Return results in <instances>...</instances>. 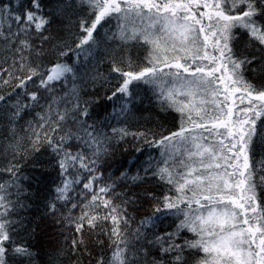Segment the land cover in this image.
I'll return each mask as SVG.
<instances>
[{
  "label": "snow or ice",
  "instance_id": "obj_1",
  "mask_svg": "<svg viewBox=\"0 0 264 264\" xmlns=\"http://www.w3.org/2000/svg\"><path fill=\"white\" fill-rule=\"evenodd\" d=\"M0 264H264V0H0Z\"/></svg>",
  "mask_w": 264,
  "mask_h": 264
},
{
  "label": "trees",
  "instance_id": "obj_2",
  "mask_svg": "<svg viewBox=\"0 0 264 264\" xmlns=\"http://www.w3.org/2000/svg\"><path fill=\"white\" fill-rule=\"evenodd\" d=\"M159 119H160L161 121H164V120L167 119V117H166L165 114H160ZM33 211H34V210H33ZM47 230H48V231H51V225L48 226ZM47 239H48V237H45V236H43L42 234L40 235V240H41L42 242H46Z\"/></svg>",
  "mask_w": 264,
  "mask_h": 264
}]
</instances>
